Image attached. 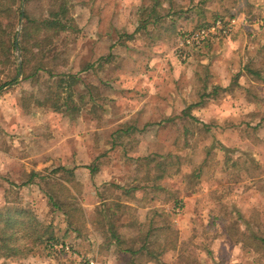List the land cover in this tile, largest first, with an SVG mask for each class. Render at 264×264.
Returning <instances> with one entry per match:
<instances>
[{
    "label": "rangeland",
    "instance_id": "374dc122",
    "mask_svg": "<svg viewBox=\"0 0 264 264\" xmlns=\"http://www.w3.org/2000/svg\"><path fill=\"white\" fill-rule=\"evenodd\" d=\"M66 2L0 55V264H264V0Z\"/></svg>",
    "mask_w": 264,
    "mask_h": 264
},
{
    "label": "trees",
    "instance_id": "16d2710c",
    "mask_svg": "<svg viewBox=\"0 0 264 264\" xmlns=\"http://www.w3.org/2000/svg\"><path fill=\"white\" fill-rule=\"evenodd\" d=\"M46 1L50 2L51 4V10L48 14V17L41 21L33 22L32 26L25 25L22 29V40L19 43V47H20L21 54L23 57V60L20 64L23 72L31 64V60L29 59V54H30L29 42L30 40H32L33 32L53 33L57 36L67 30H70V28L72 27V18L70 17L69 7L67 5L66 0H46ZM16 6H17V0H0V55L6 47H9L10 51L13 52L16 46L15 42H13L16 36L15 23H16V14L18 11L16 9ZM155 13L156 11L153 10L150 13V16ZM5 19H8V23L6 25H4ZM9 24H10V33L7 34ZM7 38H8L9 46L7 45ZM43 43L44 41L37 43L35 44L34 47H37L39 49L43 48ZM18 71H19V67H18ZM18 74L15 75L14 78L8 84H5L4 86H2V88L8 85L14 84L16 81H18V77H17ZM192 119L194 120L195 118H192ZM60 171L68 172V170H66L65 168H59V170L55 171V173H58ZM69 172L72 174L70 170ZM49 199L50 201L53 202L54 207L59 208V209L61 208L60 204H57L56 202H54L56 200L53 197H49ZM18 213H22V212H18ZM3 221L6 225H9V222L7 223L5 218ZM69 221H70V217H69ZM70 223H72V221H70ZM113 238H115V240L117 241L119 240L116 234H114ZM53 240L54 238L48 239L49 242ZM2 249L4 250L8 248H6V246H3ZM6 253L3 254L2 258L8 259V257L11 256V253H8V254Z\"/></svg>",
    "mask_w": 264,
    "mask_h": 264
},
{
    "label": "built area",
    "instance_id": "2783aa9c",
    "mask_svg": "<svg viewBox=\"0 0 264 264\" xmlns=\"http://www.w3.org/2000/svg\"><path fill=\"white\" fill-rule=\"evenodd\" d=\"M236 20L218 19L210 26L203 28L195 33L188 34L184 37L186 45L197 46L206 41H214L218 38L228 37L236 25ZM86 264H97L93 260H86Z\"/></svg>",
    "mask_w": 264,
    "mask_h": 264
},
{
    "label": "crops",
    "instance_id": "0c3cea01",
    "mask_svg": "<svg viewBox=\"0 0 264 264\" xmlns=\"http://www.w3.org/2000/svg\"><path fill=\"white\" fill-rule=\"evenodd\" d=\"M53 153H54V152H53ZM53 157H54V159H56L57 156H53ZM8 159H9V157H8ZM72 160H73V163H74V161H76L74 158H73ZM72 160L70 159V160L68 161V163L71 164V163H72ZM68 163H67V164H68ZM68 165H69V164H68ZM36 171H37V169H36ZM177 213H180V212H177Z\"/></svg>",
    "mask_w": 264,
    "mask_h": 264
},
{
    "label": "water",
    "instance_id": "95a60500",
    "mask_svg": "<svg viewBox=\"0 0 264 264\" xmlns=\"http://www.w3.org/2000/svg\"><path fill=\"white\" fill-rule=\"evenodd\" d=\"M22 18H23V15H22ZM16 48L18 49L19 48V40L17 39L16 41Z\"/></svg>",
    "mask_w": 264,
    "mask_h": 264
}]
</instances>
